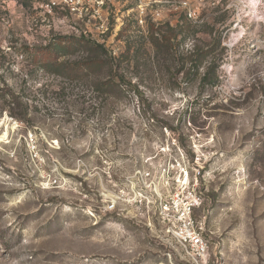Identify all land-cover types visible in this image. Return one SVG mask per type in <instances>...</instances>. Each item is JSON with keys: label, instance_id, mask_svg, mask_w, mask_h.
<instances>
[{"label": "rangeland", "instance_id": "1", "mask_svg": "<svg viewBox=\"0 0 264 264\" xmlns=\"http://www.w3.org/2000/svg\"><path fill=\"white\" fill-rule=\"evenodd\" d=\"M49 2L0 0V264H187L184 177L203 264H264V0Z\"/></svg>", "mask_w": 264, "mask_h": 264}, {"label": "built area", "instance_id": "2", "mask_svg": "<svg viewBox=\"0 0 264 264\" xmlns=\"http://www.w3.org/2000/svg\"><path fill=\"white\" fill-rule=\"evenodd\" d=\"M61 1L63 0H50L47 6H56ZM200 204L201 197L185 177L169 196L159 200V220L176 244L179 256L187 264H203L209 252V242L203 226L194 215Z\"/></svg>", "mask_w": 264, "mask_h": 264}, {"label": "trees", "instance_id": "3", "mask_svg": "<svg viewBox=\"0 0 264 264\" xmlns=\"http://www.w3.org/2000/svg\"><path fill=\"white\" fill-rule=\"evenodd\" d=\"M18 1H22V0H18ZM68 68V70H73V68L70 67V65H68V67L66 66V69ZM202 81H204V84H208L209 82L214 83L215 78L212 77L211 73L209 72V70H207L203 76H202Z\"/></svg>", "mask_w": 264, "mask_h": 264}]
</instances>
